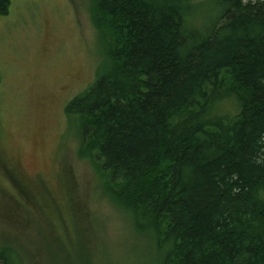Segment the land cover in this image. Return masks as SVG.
Here are the masks:
<instances>
[{
  "label": "trees",
  "instance_id": "1",
  "mask_svg": "<svg viewBox=\"0 0 264 264\" xmlns=\"http://www.w3.org/2000/svg\"><path fill=\"white\" fill-rule=\"evenodd\" d=\"M213 3L93 0L105 66L64 108L159 264H264V0Z\"/></svg>",
  "mask_w": 264,
  "mask_h": 264
},
{
  "label": "rangeland",
  "instance_id": "2",
  "mask_svg": "<svg viewBox=\"0 0 264 264\" xmlns=\"http://www.w3.org/2000/svg\"><path fill=\"white\" fill-rule=\"evenodd\" d=\"M92 1L11 0L0 15V248L20 264H159L162 256L110 200L105 173L81 153L64 111L105 66ZM203 1L210 6L194 13L214 18V0Z\"/></svg>",
  "mask_w": 264,
  "mask_h": 264
},
{
  "label": "flooded vegetation",
  "instance_id": "3",
  "mask_svg": "<svg viewBox=\"0 0 264 264\" xmlns=\"http://www.w3.org/2000/svg\"><path fill=\"white\" fill-rule=\"evenodd\" d=\"M21 177H22L23 179L27 180L26 178L23 177V175H21Z\"/></svg>",
  "mask_w": 264,
  "mask_h": 264
},
{
  "label": "water",
  "instance_id": "4",
  "mask_svg": "<svg viewBox=\"0 0 264 264\" xmlns=\"http://www.w3.org/2000/svg\"><path fill=\"white\" fill-rule=\"evenodd\" d=\"M1 1V0H0Z\"/></svg>",
  "mask_w": 264,
  "mask_h": 264
}]
</instances>
